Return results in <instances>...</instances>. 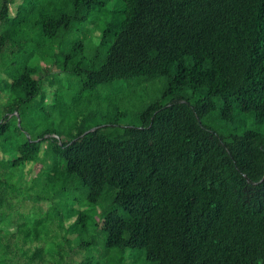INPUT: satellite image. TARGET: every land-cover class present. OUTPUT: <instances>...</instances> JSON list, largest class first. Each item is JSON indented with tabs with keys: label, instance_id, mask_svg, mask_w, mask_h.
<instances>
[{
	"label": "trees",
	"instance_id": "obj_1",
	"mask_svg": "<svg viewBox=\"0 0 264 264\" xmlns=\"http://www.w3.org/2000/svg\"><path fill=\"white\" fill-rule=\"evenodd\" d=\"M14 1L0 0V153L15 156L0 160V264H264V132L241 130L264 123V0H19L10 17ZM217 100L223 137L203 124ZM78 103L76 131L25 139L22 117L67 124Z\"/></svg>",
	"mask_w": 264,
	"mask_h": 264
},
{
	"label": "rangeland",
	"instance_id": "obj_2",
	"mask_svg": "<svg viewBox=\"0 0 264 264\" xmlns=\"http://www.w3.org/2000/svg\"><path fill=\"white\" fill-rule=\"evenodd\" d=\"M19 4H20V1L15 0L13 3H11L9 5V16L10 17L15 16L16 9H17V6ZM98 36H99V34L96 32L94 34V38H96ZM42 64L43 63H41V65ZM55 71L56 70H54L53 72H55ZM42 83L44 85L42 87H44L45 102L48 104H53L54 98H55L54 93L57 90V88L59 87V85H57V86L56 85H49V83L46 82V80L44 78H42ZM63 85L62 86L65 88L66 84H63ZM165 86H166V78H164V77H160V78H156V79H152V80L142 79V83L138 86V88L136 90L137 98L135 100V104L138 103V104L144 105L148 102H151L154 98L158 97L161 94V92L164 90ZM60 92H61V90L58 91V94H60ZM188 96L198 99L201 96V94L197 93V94L193 95V93L190 92L187 94V97ZM5 97H6V94L0 93V105H1V103H5ZM59 99H61V98L59 97ZM64 102L66 104H64L63 106H61V105H58V106L63 108V109L66 108V105L70 103V97L66 96V98L64 99ZM220 104L221 103L218 101L217 102L218 106H217L216 110L212 113L211 116H209L203 120V124L206 127H208L211 131H213L215 134L223 137V136H227V134L232 129V126L219 119L218 112H219V106H221ZM85 106H86V104H84V103H78L77 107L72 106V110H68V116L72 112H74V113L67 119V124H60L61 117H60V115H58V111H56V113L53 114L52 117L49 118L45 123L44 122L43 123L38 122L39 118L42 116L37 117V114H38L37 112H34V119L31 116L29 117L28 120H26L25 117H22L21 125H22V132L25 136V139L26 138H32L35 130H45L49 127L54 132H56L58 135H60V137H64L65 133L67 131L68 132L76 131L77 126H79V124L81 123V120L85 119V117H84L85 115H83V112H85L91 108V105H88L87 108H84ZM137 106H140V105H137ZM64 119H66V117H64ZM27 121H29V122L32 121V123L27 124ZM33 123L36 125H34ZM76 123H77V126H76ZM19 124H20V121L18 119L16 122V125H19ZM89 124H91V122L87 123V125H89ZM32 128L34 129V131ZM243 129L258 130L260 132H264V123L257 124L254 121V119L251 117L241 130H243ZM16 136L21 137V134H16ZM6 145H8V144H6ZM45 146H46V143L42 144V149H44ZM9 154H10L9 156H4L2 153H0V160H10V158L14 159L13 158V157H15L14 153L13 154L9 153ZM28 165L30 166V168L33 167L31 170H35L36 165H33V164H28ZM28 169L29 168H25V167L23 168L24 174H25V180H28L30 178V176L34 177V173L28 174ZM12 172L15 175H17L18 176L17 179H19V177H21L20 172H22V167H20L19 169L12 170ZM24 174H23V176H24ZM35 177H36V175H35ZM13 179H14V176H13ZM26 192H27V190H26ZM30 194L35 195L33 191H30ZM74 194H75V196L78 197L79 200L81 198H83L80 194V191H77ZM82 201H83V199H82ZM49 204H50V202H43V201H41V203H38V204H35L34 202H25V204H24L25 207H24V209L22 208V210L26 211V212L28 211L27 216L30 215L32 217L33 216L39 217L40 209L43 210L42 212H44L45 210H47ZM67 204L68 203H66V205ZM19 213L22 214L21 210H19ZM24 215H26V214H24ZM11 217L12 218L14 217L12 220L16 223L18 215H16V213H13ZM95 218H97V217H94V219ZM73 221H74V218H66L65 219V225L69 226L70 224L73 223ZM10 230L13 231V228H11ZM142 258H143V256H141V258L136 259L137 262H140V260ZM141 262H143V260ZM131 263L135 264L134 261H132Z\"/></svg>",
	"mask_w": 264,
	"mask_h": 264
}]
</instances>
